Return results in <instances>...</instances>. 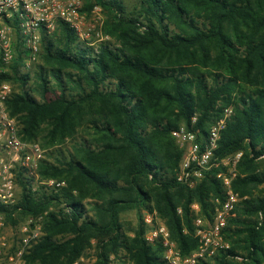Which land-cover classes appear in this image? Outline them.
I'll list each match as a JSON object with an SVG mask.
<instances>
[{"label": "trees", "instance_id": "trees-1", "mask_svg": "<svg viewBox=\"0 0 264 264\" xmlns=\"http://www.w3.org/2000/svg\"><path fill=\"white\" fill-rule=\"evenodd\" d=\"M94 4L108 11L105 34L113 39L98 55L61 23L44 40L36 89H26L20 46L12 74L0 76L24 86L7 107L25 142H74L69 157L60 151L38 172L66 187L34 190V179L19 173V201L0 206L13 225L18 215L45 217V236L26 262L84 264L95 249L93 264L113 257L165 264L162 245L145 239L143 211L158 215L183 256L192 254L199 247L193 206L213 221L226 200L216 174L226 169L194 187L180 183L185 151L173 133L185 126L202 139L232 109L214 160L242 153L232 183L241 201L224 230L231 249L201 264H264V0H142L129 16L117 0L85 9ZM132 211L137 225L127 229L123 215Z\"/></svg>", "mask_w": 264, "mask_h": 264}, {"label": "built area", "instance_id": "built-area-1", "mask_svg": "<svg viewBox=\"0 0 264 264\" xmlns=\"http://www.w3.org/2000/svg\"><path fill=\"white\" fill-rule=\"evenodd\" d=\"M84 5V0H0V76L13 65L19 46L24 53V68L29 70L42 52L44 38L53 36L61 23L74 32L79 43L93 48L98 55L102 44L98 46L97 42L92 40L96 32L103 29L107 15L103 6L99 4H95L89 14L84 11ZM13 94L12 86L8 82H0V206L2 207L17 204L20 188L17 181L19 173H24L26 178H33L36 184L50 189L59 190L65 186L64 182L40 179L38 172L42 161L46 160L47 151L39 144L25 142L21 138L19 133L21 125L11 116L7 107ZM232 112V109H226L223 117L202 139L199 138L198 133L189 131L185 126L173 133L178 145L185 151L178 173L180 183L194 187L214 169L221 167L226 169L231 163L233 169L229 173L220 171L216 174L226 191V200L216 209L213 221H207L199 216V206H193L197 215L194 224L199 247L188 256L181 254L176 243L171 239L168 227L158 215L146 212L145 239L151 246L162 245L165 264H201L203 261H212L220 253L231 249L230 243L224 236V230L228 221L235 217L237 206L241 201L239 195L233 191L232 183L242 153H237L221 162L214 160V155L220 132L225 128ZM38 219L29 218L27 224L23 225L13 254L4 253L0 247V264L24 263L25 256L45 236L37 225ZM0 246L6 247L2 239Z\"/></svg>", "mask_w": 264, "mask_h": 264}, {"label": "rangeland", "instance_id": "rangeland-1", "mask_svg": "<svg viewBox=\"0 0 264 264\" xmlns=\"http://www.w3.org/2000/svg\"><path fill=\"white\" fill-rule=\"evenodd\" d=\"M117 1L123 5V8L125 10V15H127V16H129L131 13H133L136 8H139V6L142 2V0H117ZM93 2H94V0H84V3H85L84 11L87 12L88 14H89L91 9L86 10L85 7L87 4L92 5ZM105 12H106L107 18L105 20V24L103 26V29L98 30L96 32V34L94 35L93 40H92L93 42H97L96 45H98V46H100L101 44L106 43L108 41H113V39L110 36L105 34V26L109 20V13L106 10H105ZM56 32H58V31H56ZM55 33H54V35H55ZM53 36H51V37H53ZM51 37H48V38H51ZM100 39H101V41H98ZM44 40H45V38H44ZM44 40H43V42H45ZM44 44L45 43H43L42 52H41L40 56L38 57L37 62H35L29 70L24 68V65H23L24 62H22V64L20 65L21 73L22 74H29L31 77V80L28 82L26 89H29V90L33 89V88L36 89V87L38 86L37 73L39 72L40 67H43L45 65L44 64L45 62L43 61V57H42L43 56V50H44ZM13 66H14V63L8 70H6L5 74H12ZM49 79H50V81H54L52 76H50ZM7 82L12 86L13 92L15 94H19V93H22L24 91V86L22 85L21 82H15V81H7ZM33 93L36 97L39 98V96L36 92H33ZM40 147L43 148L41 145H40ZM73 148H74V142L71 140H66L65 143L61 144L60 146H54V147L43 148V149L47 151L46 160H49L50 162L57 163L56 159L59 158V152L60 151L63 152L64 156L69 157V154L73 150ZM232 169H233L232 163L228 164L226 166V172L227 173H229ZM55 181H59V180H55ZM59 182H64L65 183L64 187L67 186L66 181H59ZM32 185H33L34 190H36L40 187V185L36 184L35 182ZM21 193H22V189L19 188L18 201L20 199ZM145 215H146V211H143V213H142L143 219H144ZM37 218H39L37 221V225H39L42 232H44L45 217H37ZM28 220H29V218H23V217L18 215L16 217L17 224L13 225L12 223L8 222L3 215L0 216V223H1L0 224V239H2L4 243H6V247H2V246H0V247H1V249H3L4 253H6V254H13L14 253L16 246H17V242H18L19 237L21 235L22 227H23V225L27 224ZM123 220H124V224H125L126 228L132 229L133 227H135L137 225V220H138L137 219V212L132 211V212L124 214ZM95 254H96L95 249H91L85 254L84 258L81 261L84 264H93ZM122 256H124L123 253H122ZM122 256H120V257H122ZM112 259H113L112 264H130L126 259L125 260H119L118 258H115V257H113ZM212 262L213 261H211V263ZM22 264H28L26 262V259H25L24 263H22Z\"/></svg>", "mask_w": 264, "mask_h": 264}]
</instances>
